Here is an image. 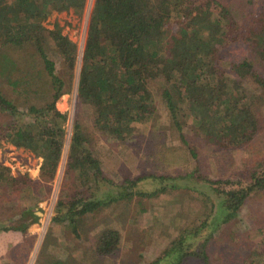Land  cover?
Masks as SVG:
<instances>
[{
  "label": "trees",
  "instance_id": "1",
  "mask_svg": "<svg viewBox=\"0 0 264 264\" xmlns=\"http://www.w3.org/2000/svg\"><path fill=\"white\" fill-rule=\"evenodd\" d=\"M12 2L13 9L7 10L8 0H0V72L16 88L22 84L33 88L41 81L30 74L34 73L31 69L39 57L53 91L51 100L43 105L33 103L20 107L0 88V113L25 117L20 124H0V138L5 136L16 145L42 156L41 179L49 181L57 171L66 133L67 113L59 110L56 102L69 89L74 77L77 44L58 24L48 28L43 18L52 9L82 7L85 0ZM252 15L245 23V12L236 8L231 0H95L78 77L79 101L94 106V124L98 129L115 138L126 139L133 134L136 122L155 113L156 104L149 82L162 76L168 84L163 90L167 112L174 131L184 141L186 136L179 112H184L182 105L186 104L211 142L225 146L245 143L254 137L258 128V119L250 108L255 93H249L248 78L254 84H260L264 93V74L255 67L252 57L244 56L241 61L229 65L224 47L232 39H242L255 54L264 55V7L257 6ZM173 18L183 28L182 34L168 32ZM51 42L63 58L66 78L57 72L56 61L49 54ZM16 53L20 58H26L28 54L25 65L19 64L17 57H11ZM12 64L15 70L9 69ZM261 97L264 99V94ZM89 134L91 130L86 122L77 115L65 172L66 180L72 178L69 183L72 187L67 195L61 192L52 217L54 222H69L78 236L83 237L79 226L83 227L82 218L88 213L104 208L120 212L121 202L125 198L130 200L133 194L152 197L166 192L167 180L172 181V188L190 186L194 181L192 172L197 169L176 175H158L156 188L152 190L139 186L140 178L132 180L128 186L115 184L94 154ZM4 167L0 164V183L15 186L16 181L18 190L28 186L26 175L10 178L9 168ZM205 181H209L210 186L220 182L214 186L217 204L213 208L215 213L211 212V220H202V223L186 228L173 240L169 251L149 264H160L166 255L169 259L165 264H184L189 258L196 260L194 264H215L208 249L210 237L218 226L238 215L248 197L264 189V168L250 169L246 179L205 177ZM103 186L107 188L103 189ZM195 187H198L196 182ZM30 189L40 197L37 186ZM41 212L39 209L38 213ZM38 213L31 215L23 226H10L7 220H0V231H25L29 223L37 221ZM207 221L212 223L211 228ZM84 233L85 239L93 238L98 255L114 254L122 239L121 229L113 225L100 228L92 236ZM47 243L45 240L35 264H82L76 257L64 259L49 255ZM256 255V264H264V247Z\"/></svg>",
  "mask_w": 264,
  "mask_h": 264
},
{
  "label": "rangeland",
  "instance_id": "2",
  "mask_svg": "<svg viewBox=\"0 0 264 264\" xmlns=\"http://www.w3.org/2000/svg\"><path fill=\"white\" fill-rule=\"evenodd\" d=\"M8 2L6 9H13L12 0ZM231 3L245 12V23L253 17L252 12L257 6L264 7V0H231ZM94 4L95 0H85L82 7L52 9L43 18V23L48 28H54L58 24L77 44L74 77L69 89L56 102L58 109L67 113L64 125L65 142L55 176L45 181L41 179L40 172L42 156L27 147L16 145L5 136L0 138V164L5 166V169L9 168L8 172L12 174L10 178L27 176V183L29 182L22 190L16 188V181L15 186H11V183L8 186L0 183V220H7L10 226H23V222L30 220L31 215L42 209V212L38 213L40 216L37 221L29 223L25 231H0V264H35L41 255L45 240L48 241L46 253L49 255L64 259L76 257L82 264H149L158 255L169 251L173 240L184 233L186 228L194 227L202 223V220H211V212H214L213 208L217 204L214 186L218 183L210 186L205 177L215 180L246 179L250 169L264 168V99L261 97L264 93L259 87L260 84H254L248 76L251 74L247 75L249 93H255V99L252 100L250 108L256 114L258 128L254 137L245 143L225 146L211 142L197 125L194 114L186 104L182 105L184 112H179L186 136L184 141L179 133L174 131L173 122L167 112L163 90L168 84L162 76L149 82L156 104L155 113L144 121L136 122L131 136L118 139L98 129L94 124L95 108L90 103L79 101L77 87ZM167 29L169 33L184 32L174 18ZM249 48L247 42L242 39H232L224 47V55L228 56L229 65L241 61L244 56L252 57L255 67L264 74V55L255 54L251 48L249 51ZM48 49L50 56L56 61L57 72L66 78L62 56L53 47L52 42ZM11 57H17L18 63L22 65L29 59L28 54L26 58H20L17 53ZM34 65L31 69L34 73L30 74L41 81L35 83L33 88L26 84L16 88L0 72V88L20 107L33 103L43 105L52 98V83L42 70L39 57ZM9 69H14L13 64ZM10 114L1 112L0 124L23 123L24 115L13 117ZM77 115L82 116L87 128L91 130V148L100 158L105 174L113 183L128 186L132 180L140 178L137 184L144 186L146 190H152L156 188L158 175H176L197 169L190 172L194 176L196 174L195 178H191L198 187L196 188L195 182L192 181L190 186L172 188V181L167 180L169 187L166 192L152 197L133 194L130 200L125 198V201L121 202L120 212L104 208L88 213L82 218L83 227L79 226L83 237L73 232L69 222H54L52 217L61 192L64 191L63 194L67 195L72 187L69 184L72 183V178L67 181L65 172L73 122ZM79 183L77 180V184ZM33 186H37L40 197H36L31 191L30 187ZM105 188L107 186H103V189ZM134 189H137L136 184ZM109 225L121 229V242L114 254L98 255L94 250L93 238L85 239L84 232L92 236L100 228ZM211 226L210 222V228ZM208 244L210 257L215 264H256V252L264 247V189L248 197L234 219L218 226ZM168 259V255L163 256L160 264H165ZM194 261V258H189L184 264H194Z\"/></svg>",
  "mask_w": 264,
  "mask_h": 264
},
{
  "label": "crops",
  "instance_id": "3",
  "mask_svg": "<svg viewBox=\"0 0 264 264\" xmlns=\"http://www.w3.org/2000/svg\"><path fill=\"white\" fill-rule=\"evenodd\" d=\"M10 230H12V229H10Z\"/></svg>",
  "mask_w": 264,
  "mask_h": 264
}]
</instances>
